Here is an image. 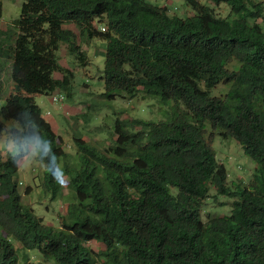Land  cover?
<instances>
[{
  "label": "trees",
  "instance_id": "16d2710c",
  "mask_svg": "<svg viewBox=\"0 0 264 264\" xmlns=\"http://www.w3.org/2000/svg\"><path fill=\"white\" fill-rule=\"evenodd\" d=\"M184 1L186 16L149 0H23L11 48L0 30L14 88L0 129L31 111L69 187L66 212L45 223L21 200L18 167L0 152V264H264V0ZM79 36L106 42L99 98L152 99L169 105L164 118L117 116L105 143L73 134L67 151L33 95L71 99L74 67L90 63ZM215 134L255 162L245 185L228 182ZM41 184L50 199L61 195L45 168ZM210 189L231 197V208L203 220Z\"/></svg>",
  "mask_w": 264,
  "mask_h": 264
},
{
  "label": "rangeland",
  "instance_id": "374dc122",
  "mask_svg": "<svg viewBox=\"0 0 264 264\" xmlns=\"http://www.w3.org/2000/svg\"><path fill=\"white\" fill-rule=\"evenodd\" d=\"M23 0H0V30L6 33V42L10 45L17 31L12 26V21L19 15L20 6ZM158 5L166 4L169 13H175L179 16L191 14V9L184 0H149ZM220 15H225L228 7L220 4L216 7ZM97 28L99 22H95ZM72 29L74 27L70 25ZM13 35V37H12ZM12 37V38H11ZM78 42L83 50L89 55L90 63L86 66L74 67L72 81V96L69 100L51 101L49 96L34 94L35 102L40 106L43 115L48 111V121L55 131L61 136L65 149L73 152L71 137L73 134H79L89 142L107 141L113 137L114 121L117 116L122 119L139 118L144 120H158L164 118V110L169 105L159 106L152 99H131L116 97L113 100L99 98L98 95L103 91V79L101 78V69L103 67V50L105 40L98 37H92L90 40L78 37ZM8 45V46H9ZM11 48V45L9 46ZM11 50L8 51L9 54ZM60 62L65 65L67 56L63 52V46L60 51ZM10 56L0 58V105L8 94L14 91L13 85L9 81V63ZM99 104V108L89 110L92 101ZM88 104L91 106L88 107ZM97 104V105H98ZM89 110V119L86 121L83 115ZM5 128L18 127V123L13 119L3 120ZM57 123V124H56ZM103 141V142H104ZM105 143V142H104ZM212 146L215 150L217 161L223 164L227 172L229 183L245 185L251 177L255 168V162L249 158L243 151L240 144L231 137L223 138L215 134ZM4 154V153H3ZM44 167L37 162L27 164L23 168H18L15 178L18 181V192L23 203L30 204L35 214L42 216L47 224H57L58 214H64L68 209L66 195L69 192L67 178L64 176L60 184L61 195L54 200L42 189L41 178ZM28 190L25 192V189ZM174 191V189H173ZM214 190L210 189V197L205 200L200 215L203 220L208 215L228 214L231 208L232 198L225 195H218L213 198ZM87 245L94 251L103 249V244L96 240H89ZM17 246V244L15 245ZM28 260L37 262L41 260L33 251H27ZM20 255V253H19ZM22 255H20L21 259ZM23 264V263H21Z\"/></svg>",
  "mask_w": 264,
  "mask_h": 264
},
{
  "label": "clouds",
  "instance_id": "9594fccd",
  "mask_svg": "<svg viewBox=\"0 0 264 264\" xmlns=\"http://www.w3.org/2000/svg\"><path fill=\"white\" fill-rule=\"evenodd\" d=\"M18 127L0 129V152L18 168L37 162L57 183L64 179V169L52 150L51 141L41 135V125L31 111L17 113Z\"/></svg>",
  "mask_w": 264,
  "mask_h": 264
},
{
  "label": "built area",
  "instance_id": "2783aa9c",
  "mask_svg": "<svg viewBox=\"0 0 264 264\" xmlns=\"http://www.w3.org/2000/svg\"><path fill=\"white\" fill-rule=\"evenodd\" d=\"M100 30H104V27L103 26H101L100 27ZM50 100L51 101H60V102H62L63 101V96L61 95V94H59V93H53V94H51V96H50Z\"/></svg>",
  "mask_w": 264,
  "mask_h": 264
},
{
  "label": "crops",
  "instance_id": "0c3cea01",
  "mask_svg": "<svg viewBox=\"0 0 264 264\" xmlns=\"http://www.w3.org/2000/svg\"><path fill=\"white\" fill-rule=\"evenodd\" d=\"M164 1H165L164 3H166V1L168 2L169 0H164ZM187 6H188V5H187ZM48 96H49V95H48ZM49 98H50V96H49ZM46 114H48V111L46 112ZM46 114L44 115V117L48 120V119H49V118H48L49 115H46ZM56 124H57V123H56ZM54 130H55V128H54Z\"/></svg>",
  "mask_w": 264,
  "mask_h": 264
}]
</instances>
